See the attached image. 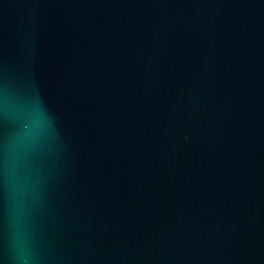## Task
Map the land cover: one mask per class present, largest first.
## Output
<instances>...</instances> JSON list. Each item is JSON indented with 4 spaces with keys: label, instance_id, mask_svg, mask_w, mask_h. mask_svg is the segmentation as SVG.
<instances>
[{
    "label": "water",
    "instance_id": "obj_1",
    "mask_svg": "<svg viewBox=\"0 0 264 264\" xmlns=\"http://www.w3.org/2000/svg\"><path fill=\"white\" fill-rule=\"evenodd\" d=\"M0 264H264V0H0Z\"/></svg>",
    "mask_w": 264,
    "mask_h": 264
}]
</instances>
